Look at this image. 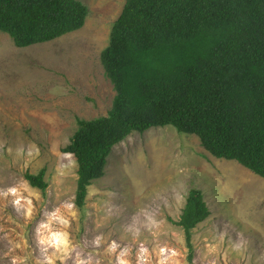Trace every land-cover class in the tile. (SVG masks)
Wrapping results in <instances>:
<instances>
[{
	"label": "rangeland",
	"instance_id": "obj_1",
	"mask_svg": "<svg viewBox=\"0 0 264 264\" xmlns=\"http://www.w3.org/2000/svg\"><path fill=\"white\" fill-rule=\"evenodd\" d=\"M78 1L89 9L84 27L55 41L20 49L0 33V264H39L38 228L57 209L69 224L53 226L68 233L69 248L56 264H264V178L173 127L134 133L116 146L105 177L77 207L78 163L63 150L79 119L112 109L116 92L101 56L127 0ZM43 169L45 193L25 177ZM13 187L30 206L5 195ZM194 189L211 215L192 230L191 261L178 223Z\"/></svg>",
	"mask_w": 264,
	"mask_h": 264
},
{
	"label": "trees",
	"instance_id": "obj_2",
	"mask_svg": "<svg viewBox=\"0 0 264 264\" xmlns=\"http://www.w3.org/2000/svg\"><path fill=\"white\" fill-rule=\"evenodd\" d=\"M88 16L78 0H0V33L25 49L82 29ZM101 60L112 109L79 119L63 150L78 163L79 209L113 149L154 128L197 136L215 158L264 178V0H127ZM25 177L47 191L46 169ZM210 215L192 190L178 223L191 261L192 230Z\"/></svg>",
	"mask_w": 264,
	"mask_h": 264
},
{
	"label": "clouds",
	"instance_id": "obj_3",
	"mask_svg": "<svg viewBox=\"0 0 264 264\" xmlns=\"http://www.w3.org/2000/svg\"><path fill=\"white\" fill-rule=\"evenodd\" d=\"M66 157L71 160L72 154L66 153ZM5 195H12L16 197L13 201L14 204L20 207H28L31 205V199H27L23 196L22 192L18 188H10ZM30 195H37L36 193H30ZM22 201L24 203L22 204ZM66 208L71 209L73 205L66 204ZM30 212V208H29ZM74 216L75 213L73 212ZM58 224L66 228L69 224L68 219L61 215L60 209H57L55 212L51 213L47 222L42 223L38 232L40 235L39 243L43 246L42 251L44 253L43 259L39 262V264H56L57 259L61 261H66L68 259V248H69V239L68 233L64 231L62 228H56L53 225ZM99 239H97L96 243L99 244ZM118 247L115 243L112 244V250H115ZM51 250V252H50ZM60 253H64L63 256L59 255ZM124 254H121V257ZM12 264H18L17 260H13ZM76 264H90V262L81 260L77 258ZM117 264H127V261L123 258H118Z\"/></svg>",
	"mask_w": 264,
	"mask_h": 264
}]
</instances>
